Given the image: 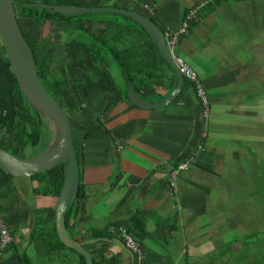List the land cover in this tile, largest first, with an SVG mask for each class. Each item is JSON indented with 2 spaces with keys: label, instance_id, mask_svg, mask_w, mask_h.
<instances>
[{
  "label": "crops",
  "instance_id": "1",
  "mask_svg": "<svg viewBox=\"0 0 264 264\" xmlns=\"http://www.w3.org/2000/svg\"><path fill=\"white\" fill-rule=\"evenodd\" d=\"M198 1L81 0L84 6L138 12L163 32L176 31L183 10ZM200 11L198 22L174 48L208 97L207 135L194 162L177 178L178 208L166 174L199 142V106L192 87L183 82L173 101L153 110L121 101L103 109L111 93L101 79L88 96L74 97L82 110L69 129L80 153L78 184L85 199L69 234L89 256L104 258V264L134 263L107 229L122 226L128 231L133 218L139 223V214L145 234L138 240L141 264H264V0H218L205 3ZM90 20L87 26L96 31L110 17ZM17 24L29 41L51 52V68L62 76L82 78L64 67L75 52L66 45L74 36L68 23L20 18ZM3 58L0 46V130L12 121L13 76ZM100 67L118 90L121 79L115 67L105 61ZM167 94L166 88H159L148 96L149 103ZM63 97L68 104V95ZM34 187L29 179H0V220L11 238L0 264H21L15 251L25 253L31 264L38 262L27 242L34 211H54L56 202L33 195ZM91 231L103 233L84 239ZM77 262L66 255L49 264Z\"/></svg>",
  "mask_w": 264,
  "mask_h": 264
},
{
  "label": "trees",
  "instance_id": "2",
  "mask_svg": "<svg viewBox=\"0 0 264 264\" xmlns=\"http://www.w3.org/2000/svg\"><path fill=\"white\" fill-rule=\"evenodd\" d=\"M34 1L76 6H84V4L81 0H14L13 3L16 20L24 18L38 19L41 22L45 20L58 21L68 23L70 26L71 33L74 36L67 41L66 45L74 47L75 52L73 51L71 54L72 62L67 63L64 67L66 69L72 68V70L79 72L82 75L80 79L60 75L57 68H51V52L42 51L37 41H29L27 36L22 34L32 55L35 75L38 76L46 91L63 110L69 126L74 123L76 115L82 110L81 103L74 98L75 95L78 98L82 95L88 96L93 84L98 79L103 81L104 88L111 93L103 109L118 101L129 105L126 98L125 80L146 102H152L148 99V96L159 88H166L167 93L172 90L176 81L175 75L157 53L152 41H150L143 29L128 18L121 16L123 15L122 13L99 11L69 17L66 14L47 11L41 5L34 4L30 6L24 4L34 3ZM99 13L107 14L110 17V21H107L104 26L96 31L90 30V27L87 26L91 21L90 19H92L90 16H96ZM159 29L163 32L162 28L159 27ZM3 59L7 63L5 57ZM104 61L107 64H112L117 74H119L121 85L118 90L115 89L110 82L111 80L109 81L108 75L103 73L104 71L100 67ZM102 74L104 75L102 76ZM184 83L186 82L184 81ZM63 94L68 95L69 98L67 99L70 101L68 104L64 103L66 98L63 97ZM10 100L12 121L6 129L0 130V148L19 158L33 157L46 149L49 144V126L43 116L29 108L25 102L26 100L19 92L14 78ZM94 121H97V118H94ZM27 149L34 151L31 156L25 154ZM74 151L78 164L80 153L76 149ZM62 166L63 162H60L47 171L39 172V174L29 177L28 179L36 184V187L32 188V194L44 195L53 198L56 202L61 184ZM114 174L115 167L112 171V178ZM6 176L0 170V179H6ZM74 197L73 202L67 207L64 214L63 225L68 234L71 223L83 212L82 203L85 198L79 184ZM43 209H35L27 236V242L38 261L37 264H49L53 261V258L58 256L66 257V255L74 256L78 261L77 264H84L83 258L64 248L58 242L53 230L54 211L52 210L48 213ZM45 213L48 214L46 215ZM139 216V223L137 224L136 218H133L135 223L127 231L137 243L145 235L142 230L143 216L142 214H139ZM103 231L106 230L104 229ZM102 233L100 231H91L88 237L84 239L97 238L102 236ZM8 247L1 253L5 252ZM15 255L21 264H31L25 253L15 251ZM90 258L91 264L105 263L102 257L95 258L91 255ZM64 259L67 262V259ZM99 259L101 262H98Z\"/></svg>",
  "mask_w": 264,
  "mask_h": 264
},
{
  "label": "water",
  "instance_id": "3",
  "mask_svg": "<svg viewBox=\"0 0 264 264\" xmlns=\"http://www.w3.org/2000/svg\"><path fill=\"white\" fill-rule=\"evenodd\" d=\"M13 3L14 0H0V46L19 92L26 100L25 102L29 108L45 118L47 125L53 132V138L46 149L29 158H19L0 148V170L10 177L28 179L63 162L61 184L54 208V234L64 248L83 258L84 264H91L88 252L80 243L70 238L63 225L65 211L73 202L78 185L77 160L72 145L68 120L63 110L46 91L38 76L35 75L32 55L17 24ZM24 4L30 6L34 4L41 5L47 11L66 14L69 17L99 11L122 13L123 15L121 16L128 18L143 29L150 41H152L157 53L176 78L171 92L154 103L146 102L125 80L126 98L129 105L139 110H153L173 101L179 94L184 80L168 57V51L164 45L163 32L158 26L138 12L112 5L76 6L39 1ZM127 253L132 262L131 253Z\"/></svg>",
  "mask_w": 264,
  "mask_h": 264
},
{
  "label": "built area",
  "instance_id": "4",
  "mask_svg": "<svg viewBox=\"0 0 264 264\" xmlns=\"http://www.w3.org/2000/svg\"><path fill=\"white\" fill-rule=\"evenodd\" d=\"M218 0H201L187 6L183 11V15L179 24V27L176 31L170 32L165 30L163 32L164 35V45L168 51V57L172 63V65L176 68L177 72H179L183 79L192 87L195 98L197 99V104L199 106V117H200V128H199V142L196 145L195 149L189 153V155L181 162L176 164L174 167L170 168V170L166 174V184L170 194L173 197L174 205L178 208L177 205V195H176V186H177V178L179 174L184 172V170L194 162V159L198 155V153L203 148V141L207 135L206 127H207V118H208V97L206 92L197 79L196 74L191 71V69L185 65L179 57H177L174 53V48L177 40L182 37H185L191 27L195 25L199 20V14L202 6L207 2H216ZM107 232L113 236H115L122 246L128 250L136 262L132 264H141L142 260V252L139 244L133 240L128 234L127 230L122 227H108ZM11 238L10 235L0 220V254L1 252L10 245Z\"/></svg>",
  "mask_w": 264,
  "mask_h": 264
},
{
  "label": "rangeland",
  "instance_id": "5",
  "mask_svg": "<svg viewBox=\"0 0 264 264\" xmlns=\"http://www.w3.org/2000/svg\"><path fill=\"white\" fill-rule=\"evenodd\" d=\"M182 15H183V13H182ZM96 16H107V14H104V13H99V14H97ZM96 16L94 15V16H92V17H94V19L96 18ZM66 36H68V31H66ZM109 72L112 74V71H111V68H109ZM117 78H118V80H120V78L117 76ZM184 80V79H183ZM185 81V80H184ZM186 82V81H185ZM49 129V136H50V141H51V139L53 138V132H52V130H51V128H48ZM33 152L34 151H32V149L31 150H29V149H27V151H25V154L27 155V156H31L32 154H33ZM261 234H260V236H259V238L261 239ZM135 262H136V259H135Z\"/></svg>",
  "mask_w": 264,
  "mask_h": 264
}]
</instances>
